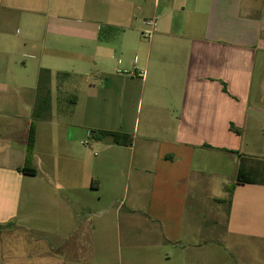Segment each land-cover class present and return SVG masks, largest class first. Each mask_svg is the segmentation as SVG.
<instances>
[{"label": "crops", "instance_id": "obj_1", "mask_svg": "<svg viewBox=\"0 0 264 264\" xmlns=\"http://www.w3.org/2000/svg\"><path fill=\"white\" fill-rule=\"evenodd\" d=\"M70 56L89 80L87 129H37L25 174L32 75ZM82 132L100 151L83 163L70 151ZM222 251L223 264H264V0H0V264H209Z\"/></svg>", "mask_w": 264, "mask_h": 264}, {"label": "rangeland", "instance_id": "obj_2", "mask_svg": "<svg viewBox=\"0 0 264 264\" xmlns=\"http://www.w3.org/2000/svg\"><path fill=\"white\" fill-rule=\"evenodd\" d=\"M73 56V55H72ZM72 56L68 57L70 60L65 59L63 63L60 65V71L57 73L52 74L51 79L53 80V86H52V91H51V110L49 113V116L51 115L52 120H53V126L46 120V119H40L37 121V129H87L83 124L85 121V118L82 116V112L84 111V100H82V91L85 89L86 84L88 83L87 78L82 77V67L79 68V64L76 65V70L73 71L71 68L74 62V58H71ZM51 64V63H50ZM82 65V63H81ZM73 72H77L74 74ZM79 72V73H78ZM93 72V70H92ZM30 74V70L28 71ZM60 73V74H59ZM33 81L32 84L34 87L37 85V74L33 73ZM93 82H95L96 87H101L102 84L99 81V78H97L94 73L89 77ZM36 101L34 102L33 107L35 108L38 103V94L35 95ZM101 99H97L95 102V106L97 107V111L100 112H109L111 108V103L105 101V97H99ZM99 108V110H98ZM64 111V112H62ZM74 130L70 132V135L73 136ZM93 143V140L89 134H86L82 132V137L81 139L76 142H72L70 145V151L75 157L82 158V163L88 160H95V155L97 154L99 156L100 151L96 148L92 149L90 145ZM86 149H89L90 151H87ZM107 156H112L113 155H107ZM125 157L119 155L117 157L118 160H121L119 163V166H116L117 173H116V180H117V188L113 192V195L119 198V203L123 200L124 203V209L122 210V215L126 210L128 209L129 206V200H126L127 196L125 197L126 191H127V184H128V175L127 172L121 173V167L123 166V159ZM114 159V157H113ZM99 176H101V179L103 181V188L101 194H97L96 197L103 195V204H107L106 201H108V195L112 189V183L110 181V171H106L104 169L101 173H99ZM125 188V190H124ZM133 194V191H130L129 193V199L131 198ZM201 202L205 199L204 195H201ZM112 199V198H110ZM100 208L106 206L102 205V202L97 203ZM96 204V205H97ZM203 205V204H201ZM217 208V206L215 205ZM210 207L208 208V210ZM215 214L220 217V219L225 222V218L227 215V211L225 208L220 207L217 209H214ZM212 215L208 213V220L211 221ZM116 217L115 214L108 216V219L112 221L113 225V237H116V232L118 231L120 239L124 237L125 233V228L123 225V217L122 219ZM223 232V226L222 224L215 226V233L218 236H221L219 234H222ZM218 244H215V249H220ZM224 251V250H223ZM223 251L221 252V256L219 258L217 253H214L212 257H210V263L209 264H223ZM117 256L118 260V253H114L113 249V262H114V257ZM117 262V261H115ZM118 264V263H116ZM174 264H176V261H174Z\"/></svg>", "mask_w": 264, "mask_h": 264}, {"label": "trees", "instance_id": "obj_3", "mask_svg": "<svg viewBox=\"0 0 264 264\" xmlns=\"http://www.w3.org/2000/svg\"><path fill=\"white\" fill-rule=\"evenodd\" d=\"M51 77H52L51 70L46 68L40 69L38 86H37L38 103L37 106L34 108L32 115V123L30 126L29 139L26 148L25 168L22 170L25 174H29V175L36 174V171L31 167L33 165L34 150L37 139V121L40 119H47L49 117V113L51 110V88H50ZM98 133L102 138L106 136L114 137L116 143L127 144V145L131 144V140L129 137H128L129 138L128 141L121 140L119 138L118 133L108 132V131H99ZM244 182H248V179H244L241 175V172H239L237 183H244ZM229 191L230 193H232V189Z\"/></svg>", "mask_w": 264, "mask_h": 264}, {"label": "built area", "instance_id": "obj_4", "mask_svg": "<svg viewBox=\"0 0 264 264\" xmlns=\"http://www.w3.org/2000/svg\"><path fill=\"white\" fill-rule=\"evenodd\" d=\"M146 26H148L149 29L144 32V36L146 38H150L153 35V33H154L155 27L157 26V19H149V20H147L146 21ZM118 63H119V65H121L122 61L118 60ZM117 73L120 74V75H125V74H130V71L128 69L118 68L117 69ZM137 75L142 77V78H144L145 77V72L140 71V72L137 73Z\"/></svg>", "mask_w": 264, "mask_h": 264}]
</instances>
